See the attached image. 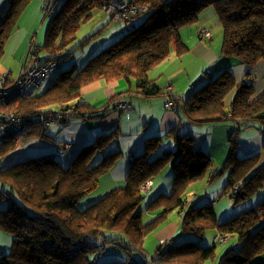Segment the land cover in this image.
I'll use <instances>...</instances> for the list:
<instances>
[{"label":"trees","instance_id":"16d2710c","mask_svg":"<svg viewBox=\"0 0 264 264\" xmlns=\"http://www.w3.org/2000/svg\"><path fill=\"white\" fill-rule=\"evenodd\" d=\"M34 1L9 0L1 13L0 61L9 37L19 29L22 16ZM55 1L41 0L48 25L43 43L33 40L30 49L43 62L58 61L57 70L62 68L63 58L92 40L95 33L77 42L78 33L97 10L106 12L104 7L109 1L146 9L133 15L132 27L121 19L126 25L123 35L102 48L81 69L76 64L64 68L41 93L21 94L2 103L3 111L27 116L29 123L21 133H7L0 138V160L24 137H47V121L57 120L51 115L54 111L64 113L63 125L73 119L103 118L116 108L122 93L95 107L83 98L89 85L134 79L140 96L168 95L167 102L173 105L166 106L179 108L192 123L234 122L230 154L210 179L213 181L231 169L219 197L230 196L238 203L264 186V165L256 168L261 151L246 157L236 155L243 130L258 127L264 134V92L255 97L251 70L238 83L228 68L217 73L207 69L206 83L185 98L163 90L149 77L151 70L173 50L179 55L188 50L181 36L183 27L198 25L201 38L213 37L212 30L201 22L205 10L211 11L223 27L220 55L251 69L264 61V0H64L59 9L55 8ZM204 28L207 32H203ZM232 91L233 98L228 102ZM187 124L181 121L169 131L175 146L164 153L161 135L147 138L144 153L131 157L125 183L95 198L90 194L99 189L101 179L122 154L114 149L103 154L106 148L121 141L118 128L97 136L68 166L53 154H46L0 167V201H8L5 208H0V229L13 236L11 250L0 252V264H205L216 259L217 242L206 246L196 239L203 238L210 229L236 237L239 242L238 248H229L216 264H264L259 260L264 254V200L223 222L217 220L211 202L190 206L181 228L195 239L165 240L167 248L159 242L155 252L147 256L146 238L172 211L185 209L189 188L215 166L208 153L197 147L185 128ZM169 163L175 169L173 189L150 202L146 210H163L147 221L142 207L146 191L142 186ZM109 246L121 250L122 258H106Z\"/></svg>","mask_w":264,"mask_h":264},{"label":"crops","instance_id":"0c3cea01","mask_svg":"<svg viewBox=\"0 0 264 264\" xmlns=\"http://www.w3.org/2000/svg\"><path fill=\"white\" fill-rule=\"evenodd\" d=\"M4 3L5 6L1 11ZM8 3L9 0H0V15ZM41 11H43L41 0H35L25 11L21 18L19 29L24 28L28 32L20 39V42L16 47L17 49L18 47H22L23 40L29 39V37L30 41L34 40L35 42L38 40L39 44L43 43L48 23L43 21L40 29L36 27L37 19H39ZM36 17L37 19H35ZM207 19L216 21L215 15L211 13V11L207 12V10H205L202 14L201 22L204 23ZM113 20L111 19V21ZM117 21L122 22L119 20ZM121 24L123 26L125 25L124 22ZM123 28L119 32L114 33L112 37H118V34H122ZM115 29L118 30V28ZM14 32L7 41L9 46L13 42V38H15L13 37L15 34ZM181 36L183 41L187 44L188 50L181 55L173 50V53H171L165 61L149 73L150 79L155 80L163 90L169 91L172 94H175V96H182L185 98L186 95L190 93L192 89L197 87L198 83L205 78L204 73L207 71L205 70V67L207 66V68H212L214 73H217L222 69H230L238 83L243 81L247 72L251 70V75L254 78L256 86L255 97L264 92V61L261 60L251 69L246 64L234 58L220 55L223 37L221 36V33H219L217 37L213 35L211 39L201 38L198 33V25L193 24L191 26L183 27L181 29ZM102 43V47H105V41L98 42L94 46H99ZM96 48L97 47L93 48V51L96 52ZM33 58L36 59L35 56H33ZM26 61L24 65L31 64L29 63L30 61ZM82 61L83 60L81 59L80 62ZM74 64L79 68L80 64L76 62ZM74 64L68 65L65 68H70ZM8 71L13 73V70ZM204 82H202V84ZM234 92L235 91H232L229 95L228 102L232 100ZM118 93H122L121 100L124 99L130 104V114L123 113L115 108L103 118H93L88 120L73 119L63 125L56 123L51 124L46 128L47 137L45 138L36 135L22 138L16 147L5 156V158H10V161L7 162V166L31 157L46 154H53L61 160L64 166H68L78 155L80 150L94 141L97 136L118 128L121 135V141L118 144L113 143L103 151V154L110 153L113 149L115 151H122L121 156L118 158L112 170L100 181L99 188H101L104 183L103 186L107 187L105 190V192H107L111 187H116L117 185L119 186L120 183V185L125 183L131 157L144 153L147 138L153 135H161L163 142L161 153H164L170 149H174L175 146L171 136H169V131L181 121L188 123L185 126L186 130L194 137L197 147L208 153L214 161L215 166L211 169L209 174L206 175L205 179L192 184L187 195L185 209H177V211L174 210L175 212L172 211L159 228L151 233L155 236V240L151 245L148 246L149 236L146 238L145 248L147 249L148 257L155 252L161 240L183 242L195 239V237L190 234L183 232L181 228V222L185 211L190 206L197 207L207 202H211L214 204L217 220L223 222L256 206L260 201L264 200V186L259 188L250 198L238 203H235L230 196L225 195L218 197V194L222 192L225 185L228 183L231 169H227L224 173L218 175L213 181L210 180L212 173L216 172L225 163L230 154V138L236 130L234 122L192 123L188 121L187 117L181 110H179V108L174 109L173 107L166 106V102L170 99L168 95L156 98H145L140 96L138 92H136V83L134 79L131 81L119 79L112 83H104L102 81L95 82L84 90L83 98L92 106L97 107L106 103L111 97ZM250 128L241 132L240 145L237 149L236 155L238 157H246L257 151H261V159L256 167L258 169L264 165V134L258 127ZM67 144H69V146H66ZM170 168L174 169L172 163L167 164L165 168L155 176L158 177L161 175L164 177L160 178L154 185L152 184L148 194L145 193L142 207L145 210L144 215L146 216L147 221L160 214L163 210V208L154 211L146 210L150 202L158 195L169 193L173 189V178L171 179L172 175L169 171L171 170ZM155 177H153V183ZM105 192L101 194H104ZM176 212H178L177 215H175ZM212 230L214 231V237L217 229ZM205 238L206 236L203 238H197L196 240L202 244L206 243L207 246L214 245L215 242L213 238L212 240L210 239L211 242L207 241ZM226 243L231 244H229L230 246L228 248H226L227 245L223 247L221 251L217 249L216 259L213 261H207L205 264H216L229 248L239 247V242L236 237H231ZM105 255L107 257H113L123 254L118 248L109 246ZM259 260L264 261V254L259 257Z\"/></svg>","mask_w":264,"mask_h":264},{"label":"rangeland","instance_id":"374dc122","mask_svg":"<svg viewBox=\"0 0 264 264\" xmlns=\"http://www.w3.org/2000/svg\"><path fill=\"white\" fill-rule=\"evenodd\" d=\"M55 2H56L55 8L59 9L60 6L63 4L64 0H56ZM5 3L3 5L1 11L4 8ZM35 19H37V17ZM43 21H44V12L41 11L40 17H39V19H37V23H36V27H38V29L41 28V26H42L41 24L43 23ZM119 21H121V20H119ZM121 23H123V22H118L117 20L111 21L109 14L104 12V10L103 11L97 10L94 13L93 18L91 20H89L87 23L82 25L81 30L78 33V38H77V42H81L84 39H86L88 36L93 35L95 33L94 37L91 38L92 40L88 41L82 47L76 49L67 58H63L62 68H59L58 70L53 72L50 75V78L47 81H45L42 86H40L34 90V94H39L43 90H45L50 84H52V82L55 80V78L57 76H59V74L62 72V70H64V68L67 67L68 65L74 64L76 62V63L80 64L79 69H81L87 62L90 61V59L92 57L99 54L102 51V48H105V47H102L103 43L100 44L99 46H94L96 43L101 42V41L102 42L105 41L104 46H106L107 44H108L107 46H110L113 42L118 40L123 35L124 31L126 30V26L124 25L125 26L124 27ZM204 24H205V27L212 30L213 35L215 37H217L219 35V33H221V36H223V27L221 24L217 23L215 20L208 19L207 21L204 22ZM188 26H191V25H188ZM115 28H118V30H116ZM122 28H123L122 34H118V37H112V35L114 33L119 32ZM27 32L28 31L24 28L17 29V31L14 32L15 34L13 35V37H15V38H13V42L11 43V45L9 46V44L6 43V45H5L6 47L4 48L5 52L3 53V57L0 61V71L2 73H9V75L12 79L17 78L20 75L21 70H22L23 65H24L26 60L30 61L29 63H32L35 60V58H33L34 51H31V49H30V42H31L30 37H29V39L23 40L22 47H18V49L16 48L20 42V39L22 37H24L27 34ZM110 37H111V39H110ZM35 43L39 44V41L37 40V41H35ZM95 47H97L96 52L93 51V48H95ZM30 52H31V54H30ZM81 59L83 60L82 62H80ZM28 61H26V62H28ZM205 68H206L205 70L210 69V68H207V66ZM8 70H13V73H10ZM206 79H207V75L205 74V78L198 83L197 88L193 89L192 92L188 93L186 96L191 95L195 90L199 89L203 84H205L206 82L203 84H202V82H204ZM200 84H202V85H200ZM243 131H245V130H243ZM8 161H10V158H5V157L2 158L0 160V167H6L8 165L7 164ZM171 170H169V171L172 175L171 176V179H172L173 175L175 174V170L173 169L172 172H171ZM162 177H164V176L159 175L158 177H155L153 185L156 182H158V180ZM205 178H206V176H205ZM103 185H104V183L102 184L101 188H99L98 190H95L92 194H90V195H92V198H95L97 195L105 192L107 187L103 186ZM111 188H113V187H111ZM114 188H115V186H114ZM189 191H190V188H189ZM149 192H150V189H149V191H147L145 193L148 194ZM219 195H220V193L218 194V197H219ZM89 197H91V196H89ZM7 202L8 201H6V200L0 201V208L1 207L5 208L7 205ZM177 213L178 212H176L175 215H177ZM145 219H146V216H145ZM213 234H214V231L212 229L208 230V232L206 231V235H205L206 238L205 239L207 241L211 242V240L213 238V240L215 242V236L218 235V231L216 232L214 237H213ZM12 237L13 236L10 234V232L5 231L4 229L3 230L0 229V252L1 251L8 252L9 250H11V248H12ZM154 240H155L154 234H150L149 240H148V246L151 245ZM231 243L217 242V249L219 251H221L222 248L225 247L226 245H227L226 248H228L230 246L229 244H231ZM203 245L207 246L206 243H204ZM105 257L106 258H112V257H107L106 255H105ZM119 257L122 258V255L116 256V258H119ZM208 261H213V260L210 259Z\"/></svg>","mask_w":264,"mask_h":264},{"label":"built area","instance_id":"2783aa9c","mask_svg":"<svg viewBox=\"0 0 264 264\" xmlns=\"http://www.w3.org/2000/svg\"><path fill=\"white\" fill-rule=\"evenodd\" d=\"M105 11L113 17L115 20L125 19L128 27H132L134 14L138 11H144L146 7H139L127 2L118 5L113 1H109L104 7ZM203 32H207V29H203ZM58 61L43 62L41 59H35L31 64H25L21 70L20 75L12 79L9 73H2L0 71V138L7 135V133H21L27 128L29 120L27 116H23L14 111H3L1 105L3 102L21 95L33 92L36 87H40L45 81L50 78L53 71L59 67ZM168 106H172V102L166 103ZM116 109L123 113L130 114V104L126 100H120L116 106ZM57 117V120H48L47 125L61 124V119L64 118V113L61 111H54L51 113ZM66 146H69L67 144ZM153 179H148L142 186V189L147 191L152 187ZM238 189V187H237ZM236 191V190H235ZM231 238L230 235L218 233L215 236V242L224 243ZM165 248L168 247L165 240L160 241Z\"/></svg>","mask_w":264,"mask_h":264}]
</instances>
